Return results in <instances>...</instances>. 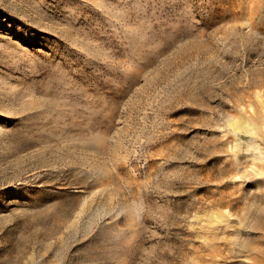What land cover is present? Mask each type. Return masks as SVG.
<instances>
[{
  "label": "rangeland",
  "instance_id": "374dc122",
  "mask_svg": "<svg viewBox=\"0 0 264 264\" xmlns=\"http://www.w3.org/2000/svg\"><path fill=\"white\" fill-rule=\"evenodd\" d=\"M0 264H264V0H0Z\"/></svg>",
  "mask_w": 264,
  "mask_h": 264
}]
</instances>
